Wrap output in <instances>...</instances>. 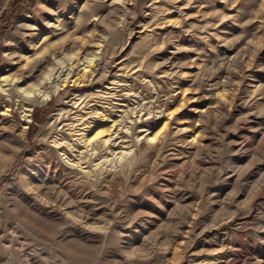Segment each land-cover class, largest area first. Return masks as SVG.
<instances>
[{
    "label": "rangeland",
    "instance_id": "obj_1",
    "mask_svg": "<svg viewBox=\"0 0 264 264\" xmlns=\"http://www.w3.org/2000/svg\"><path fill=\"white\" fill-rule=\"evenodd\" d=\"M14 1L0 264H264V0Z\"/></svg>",
    "mask_w": 264,
    "mask_h": 264
},
{
    "label": "bare ground",
    "instance_id": "obj_2",
    "mask_svg": "<svg viewBox=\"0 0 264 264\" xmlns=\"http://www.w3.org/2000/svg\"><path fill=\"white\" fill-rule=\"evenodd\" d=\"M40 8L44 10L45 5H44V4L40 5ZM26 14H27V13H26ZM26 14H25V15H26ZM71 59H72V56H70L69 58H66V61H71ZM87 67H91V61L88 63V66H87ZM66 72H67V70H64V67H60L58 70H55L54 68H52V69H50V71H49V75L47 76V79H50V77H52L53 79H57V80H59V78H60L62 75H64ZM68 75H69V72H67V73L65 74V76H68ZM5 81H6L5 79H0V92H2L3 94L6 95L7 90H8V87H7L8 84H6ZM60 87H61V85H56L55 88H54L53 93H57L58 90L60 89ZM23 92H25V91L23 90ZM25 94L28 96V95H29V92H25ZM101 99H102V100H105V98H101ZM107 105H108V104H107ZM108 106H110V104H109ZM110 107H111V106H110ZM109 109H110V108H106V111L104 110L105 113H107L108 111H110ZM105 115H107V116H106V118H105L104 120H108L109 117H110V114L108 113V114H105ZM99 120H101V118H99ZM70 125L72 126V123H71ZM64 126H65V125H64ZM66 126H67V125H66ZM63 135H65L63 132H58V133L56 134L55 137H60V138H62ZM99 137H100V134H97V135L94 136L91 140L86 139V141H85V140H83V136H82V137H81L82 139H81L80 142L82 143V142L85 141V145H86L87 147L90 148L89 151H93V150H95V149H98V150H99L100 147H102V146L104 147V146L107 145V143H108L107 140L99 141ZM97 141H99L98 144L95 143V142H97ZM56 142H57V141H56ZM58 145H60V143H58ZM66 147L69 148V150H71V149L76 148L77 146H76L75 144H70V145H66ZM107 147L109 148L108 145H107ZM107 147H106V150H107ZM85 149H86V148H85ZM86 150H87V149H86ZM62 151H64V150H62ZM86 152H88V150H87ZM64 154L66 155L67 153L65 152ZM53 163L55 164V166L57 165V166L60 168V172H64V171L66 172V171H68V169H67V170H62V168H61L60 164H58V162L54 161ZM67 173H68V172H67ZM88 175H89V173H88ZM82 183H83L84 186H91V185H93V183L90 182V181H88L87 179H86L85 181H83ZM42 187H43V188H42ZM32 188H33L34 191H37V192H40L41 189H45L43 185H39V186H37L36 184L33 185ZM70 197H72V195H70ZM54 198L57 200L56 197H54ZM66 205L68 206L67 203H66ZM32 206H35V207H36V204L33 203Z\"/></svg>",
    "mask_w": 264,
    "mask_h": 264
},
{
    "label": "trees",
    "instance_id": "obj_3",
    "mask_svg": "<svg viewBox=\"0 0 264 264\" xmlns=\"http://www.w3.org/2000/svg\"><path fill=\"white\" fill-rule=\"evenodd\" d=\"M27 4L28 2H26V0H15L10 8L11 17L14 18L19 15L22 9L27 6Z\"/></svg>",
    "mask_w": 264,
    "mask_h": 264
}]
</instances>
